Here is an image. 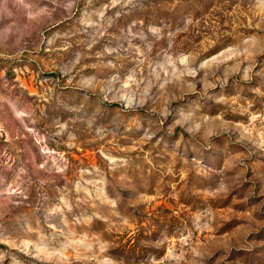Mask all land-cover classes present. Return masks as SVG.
<instances>
[{
	"label": "rangeland",
	"instance_id": "obj_1",
	"mask_svg": "<svg viewBox=\"0 0 264 264\" xmlns=\"http://www.w3.org/2000/svg\"><path fill=\"white\" fill-rule=\"evenodd\" d=\"M0 264H264V0H0Z\"/></svg>",
	"mask_w": 264,
	"mask_h": 264
}]
</instances>
